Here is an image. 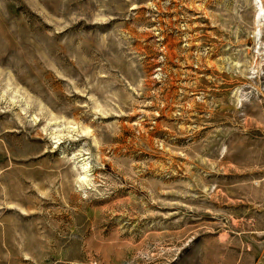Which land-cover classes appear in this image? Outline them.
Instances as JSON below:
<instances>
[{
    "label": "rangeland",
    "instance_id": "rangeland-1",
    "mask_svg": "<svg viewBox=\"0 0 264 264\" xmlns=\"http://www.w3.org/2000/svg\"><path fill=\"white\" fill-rule=\"evenodd\" d=\"M0 264H264V0H0Z\"/></svg>",
    "mask_w": 264,
    "mask_h": 264
},
{
    "label": "bare ground",
    "instance_id": "bare-ground-1",
    "mask_svg": "<svg viewBox=\"0 0 264 264\" xmlns=\"http://www.w3.org/2000/svg\"><path fill=\"white\" fill-rule=\"evenodd\" d=\"M259 6H260V7H259V10H258V13H257V14L260 16V15H262L261 12H262L263 9H262V6H261V5H259ZM80 179H81V180H85V175H82Z\"/></svg>",
    "mask_w": 264,
    "mask_h": 264
}]
</instances>
